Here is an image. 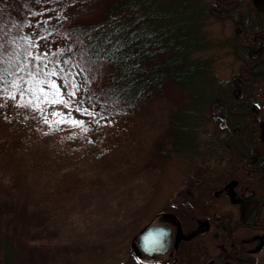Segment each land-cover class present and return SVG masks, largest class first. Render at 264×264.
Returning <instances> with one entry per match:
<instances>
[{
  "label": "rangeland",
  "instance_id": "obj_1",
  "mask_svg": "<svg viewBox=\"0 0 264 264\" xmlns=\"http://www.w3.org/2000/svg\"><path fill=\"white\" fill-rule=\"evenodd\" d=\"M22 1L19 10L26 8L30 20L23 12L14 19L24 28L25 56L26 50L47 53L43 64L56 69L50 79L69 104L46 103L40 94L37 108L30 92L21 95L37 64L30 58L23 72L19 67L0 85V203L12 199L20 212L8 228L20 250L14 264H32L35 245L47 247L35 254L47 264H129L133 236L172 214L169 202L184 183L192 185L189 176L203 170L205 161L229 157L211 147L218 113L193 110L189 126L197 152L171 151L170 113L190 111L181 85L170 83L147 101L119 104L104 98L108 65L86 62L77 46L73 65L68 70L60 65L59 51L74 39L70 26L94 18L105 0ZM210 1L204 0L209 6ZM260 15L264 18V8ZM201 30L211 45L201 56L212 59L217 82L227 84L243 63L235 54V24L214 14L205 17ZM253 86L264 96V75ZM72 91L75 96L68 95Z\"/></svg>",
  "mask_w": 264,
  "mask_h": 264
},
{
  "label": "flooded vegetation",
  "instance_id": "obj_2",
  "mask_svg": "<svg viewBox=\"0 0 264 264\" xmlns=\"http://www.w3.org/2000/svg\"><path fill=\"white\" fill-rule=\"evenodd\" d=\"M210 8L235 24V53L243 62L233 84L246 95H237L227 114L214 105L220 122L211 147L229 157L205 161L189 176L192 185L184 183L169 202L172 214L133 236L129 264H264V96L253 90L264 75V0H213Z\"/></svg>",
  "mask_w": 264,
  "mask_h": 264
},
{
  "label": "trees",
  "instance_id": "obj_3",
  "mask_svg": "<svg viewBox=\"0 0 264 264\" xmlns=\"http://www.w3.org/2000/svg\"><path fill=\"white\" fill-rule=\"evenodd\" d=\"M22 0H0V85L25 63V52L21 35L24 28L18 26L14 16L25 13L19 10ZM104 6L91 19H82L68 29L74 38L71 46L61 49L57 55L60 65L68 70L73 65V52L77 46L80 55L90 63L108 65L105 74L104 98L109 102L132 103L147 101L153 95L162 92L170 83L183 87L189 98L187 112H171L169 136L171 151L190 149L197 152L198 145L191 140L192 111L210 109L215 114L214 105L221 107V113L229 112L228 105L245 92L237 93L233 79L227 83H218L212 59L201 56V52L210 48L209 39L201 30L206 16H213L208 2L204 0H105ZM18 9L17 11H15ZM114 29L116 31H114ZM122 30L120 39L124 43V55L118 63H109L102 58L107 45L103 39L116 38V32ZM235 49V47H234ZM115 51V49H113ZM236 54V53H235ZM79 55V53H78ZM252 60L251 56L247 55ZM116 59V57H113ZM67 61V63H65ZM252 65L253 63L252 60ZM82 105L81 102L78 103ZM181 123V124H180ZM191 128V129H190ZM174 142V145H173ZM178 143V146H177ZM12 199L0 203V264H14L20 258V250L13 244V234L9 226L15 214H20L13 206ZM14 214H11V213ZM27 222L26 219L22 223ZM26 227V225H23ZM28 228V227H27ZM49 250L53 246L49 245ZM47 247H32V264L40 262L36 253H44ZM50 263V262H49Z\"/></svg>",
  "mask_w": 264,
  "mask_h": 264
},
{
  "label": "snow or ice",
  "instance_id": "obj_4",
  "mask_svg": "<svg viewBox=\"0 0 264 264\" xmlns=\"http://www.w3.org/2000/svg\"><path fill=\"white\" fill-rule=\"evenodd\" d=\"M114 31H116L114 29ZM122 35V30L116 32V38L112 39L109 36L104 37L103 43L107 45L105 52L102 53V58L106 59L109 63H118L119 57L124 55V43L120 39ZM31 45V41H29ZM38 47V44L35 45ZM115 49V51H113ZM47 56V53H38L26 50V58H30L37 62L34 71L28 72L29 79L25 82L28 87L27 89H21V95L26 90L30 92L35 100L37 101L36 107L39 108V102L41 100V95L43 94V101L51 104H63L66 107L69 102L61 98L60 86L56 83L54 79H50L51 77H56L58 75L56 69H49L47 64H43V58ZM116 57V59H113ZM67 63V61H65ZM28 67L25 64L23 67L19 69L20 72H23ZM20 80H23V77H20L19 80L12 81V87H18ZM43 85V87H42ZM65 85H67V80L65 79ZM73 89L77 87L75 83L72 84ZM45 88L50 89L51 91H46ZM69 96H75V91L68 93ZM12 98H15L13 95ZM31 103V101H30ZM79 110V109H77ZM86 111V110H85ZM53 115H59L58 113H53ZM47 119H45V123H47ZM58 123L61 121H57ZM73 125L80 124V121H70Z\"/></svg>",
  "mask_w": 264,
  "mask_h": 264
},
{
  "label": "water",
  "instance_id": "obj_5",
  "mask_svg": "<svg viewBox=\"0 0 264 264\" xmlns=\"http://www.w3.org/2000/svg\"><path fill=\"white\" fill-rule=\"evenodd\" d=\"M157 227H158V226L153 225V226H150L149 228H147L146 230H144V232L140 235V238H139L140 243L143 244V240L145 239V237H146L149 233L155 231V230L157 229ZM170 239H171V238H170V234L168 233V235H167V245L169 244Z\"/></svg>",
  "mask_w": 264,
  "mask_h": 264
}]
</instances>
